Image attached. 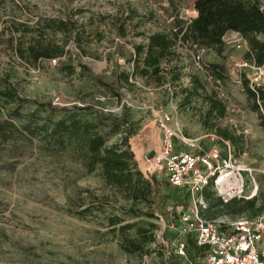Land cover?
I'll use <instances>...</instances> for the list:
<instances>
[{
	"label": "rangeland",
	"instance_id": "rangeland-1",
	"mask_svg": "<svg viewBox=\"0 0 264 264\" xmlns=\"http://www.w3.org/2000/svg\"><path fill=\"white\" fill-rule=\"evenodd\" d=\"M260 1L264 5V0ZM194 2L0 0V120L13 122L18 128L15 136L19 138L16 144L0 140V264H190V260L195 263L199 250L183 234L175 212L181 206L186 208L189 200L171 186L165 170L155 159L161 142L157 120L164 113H173L189 138L226 128L232 135L229 141L237 160L254 170L255 181L252 180L258 190L249 194L245 187L247 199L256 196L258 206L264 203L261 109H254L244 79L240 82L241 71L233 63L246 58L244 48L227 45L221 56L215 51L206 53L208 64L225 66L226 77L220 81L205 70L194 69L190 49L183 46L176 48L179 57L163 63L164 67L179 69L176 81L170 74L163 83L136 74L130 86H119L117 96L109 87L89 79L91 73L111 81L117 70L134 72L136 64L131 59L134 46L145 45L147 34L171 31L179 19L188 22L197 15ZM118 18L128 22L125 37L118 34L114 25ZM65 19L75 24L72 34L56 29V24ZM49 40L65 46V54L56 64L47 59L33 62L26 58L30 44ZM194 74L205 84L207 93L225 106L224 115L220 111L210 114L209 104L202 97L182 106V88ZM6 89L13 99L2 96ZM47 103L69 107L90 105L104 115L111 114L113 118L104 129L109 146L121 143L122 133L115 134L111 128L128 109L135 128L128 148L135 153L144 175L157 178L166 199L163 211L149 217L142 213L147 206L138 202L135 206L142 212L130 213L133 202L107 186L100 169L86 174L69 156L53 158L46 152L42 139L22 131L30 121L46 123L60 118V112H52ZM82 117L92 120L96 116L84 113ZM210 189L213 205L209 207L205 199L206 206L201 209L205 218L241 216L231 215L218 205L220 197ZM113 216L120 218L118 226L135 223L154 237L150 240L140 237L137 228L125 234L112 232L109 218ZM126 236L145 241V252L135 256L125 253L120 244ZM181 239L188 243V259L176 252Z\"/></svg>",
	"mask_w": 264,
	"mask_h": 264
},
{
	"label": "trees",
	"instance_id": "trees-1",
	"mask_svg": "<svg viewBox=\"0 0 264 264\" xmlns=\"http://www.w3.org/2000/svg\"><path fill=\"white\" fill-rule=\"evenodd\" d=\"M194 9L197 15L191 18V21L184 22L179 19L176 21V27L171 31L147 34L145 45L134 46L135 53L131 58L136 64L134 72L117 70L111 81L106 80L100 74L91 73L89 79L109 87L117 96L119 95V86H130L132 77L136 74L145 78H154L158 83H163L166 76L170 74L176 81L179 69L177 70L175 66L164 67L163 63L179 57L176 50L179 40L197 44L209 51H215L221 56L227 47L224 37L230 31L239 32L247 41L250 49L246 53L247 58L254 59L258 64L264 63V9H262L260 0H195ZM119 20L120 18L114 20V25L117 26L118 34L125 37L128 31V22ZM56 29L72 34L75 24L70 19L60 20L56 24ZM27 51L26 58L30 61L38 62L41 59L51 61L52 59L58 60L65 54V46L53 40L46 43L38 41V43L30 44ZM142 53L144 56L141 58ZM206 70L215 80H224L226 77L225 66L222 64L210 63ZM191 82L192 86L182 88L184 93L182 106L189 105L194 98L202 97L209 104L210 114L220 111L224 115L225 106L213 94L207 93L205 84L200 77L194 74L191 77ZM244 83L248 96L254 102V109L259 110L257 95L249 88L247 80H244ZM2 96L7 99L14 98L9 89L4 90ZM259 98L264 100V90L260 92ZM45 105H48L52 112H60V118L49 120L46 123L30 121L24 124L21 129L26 131L30 137L42 139L46 144V152L49 156L53 158L69 156L75 163L80 164L86 174L100 169L105 184L119 191L124 199L133 202L134 206H130L128 211L134 215L142 212L135 206V203L138 202H144L147 206L142 213L149 217H154L157 212L163 211L166 199L161 194L157 178L144 175L139 168L135 153L128 148L129 138L135 134L134 123L130 119L128 109H125V113L123 112L124 114L117 118L118 122L115 120L116 122L111 128L115 134L122 133L121 143L109 146L107 144L108 136L104 129L107 121L113 118L111 114L104 115L101 110H96L90 105H74L73 107L57 106L53 103ZM84 113L95 114L96 117L88 120L82 117ZM16 129L18 128L13 122L0 120L1 142L16 144L19 139L15 136ZM216 132L225 139H232V135L226 128H218ZM203 195L208 201L209 207H212L213 192L211 189L206 188ZM218 203L234 216L245 214L248 211L252 213V216L264 212V203L258 206L256 196L251 199L233 198L228 202L218 198ZM120 223L121 220L118 217L109 218V225L114 233L125 234L137 228L135 223L118 226ZM137 234L149 240L154 237L149 230L142 226L137 228ZM187 237L198 248V255H200L203 249L196 244L191 235ZM144 242L126 236L120 247L128 255H142L145 252Z\"/></svg>",
	"mask_w": 264,
	"mask_h": 264
},
{
	"label": "built area",
	"instance_id": "built-area-1",
	"mask_svg": "<svg viewBox=\"0 0 264 264\" xmlns=\"http://www.w3.org/2000/svg\"><path fill=\"white\" fill-rule=\"evenodd\" d=\"M224 41L226 45L244 48L246 53L250 50L239 32L230 31ZM177 46L190 49L193 68L208 73L205 60L209 52L207 48L182 40ZM50 62L56 64L57 59ZM233 63L241 71L240 82L247 80L249 88L257 95L264 123V100L259 98L264 90V63L258 64L247 57ZM210 77L213 78L212 75ZM187 86H192L191 77L187 79ZM157 126L161 142L156 162L165 170L171 186L188 198L187 209L181 206L176 211L178 220L183 234L191 235L203 249L199 261L193 263L190 260V264H264V212L257 216L241 215L235 219L228 216L207 219L201 213L206 206L203 195L206 188H212L224 202L233 198L247 199L244 173H250L255 181L254 170L237 160L230 141L217 132L189 138L180 129L173 113L160 115ZM186 247V240H182L176 246V252L188 259Z\"/></svg>",
	"mask_w": 264,
	"mask_h": 264
},
{
	"label": "bare ground",
	"instance_id": "bare-ground-1",
	"mask_svg": "<svg viewBox=\"0 0 264 264\" xmlns=\"http://www.w3.org/2000/svg\"><path fill=\"white\" fill-rule=\"evenodd\" d=\"M247 174V177L248 178H251V181L249 182L248 184V188H247V185H246V182H245V185H246V190L249 194H254L256 192V189L258 188L257 184L255 182H253V178H252V175L248 172H245L244 173V176ZM245 181V179H244Z\"/></svg>",
	"mask_w": 264,
	"mask_h": 264
},
{
	"label": "crops",
	"instance_id": "crops-1",
	"mask_svg": "<svg viewBox=\"0 0 264 264\" xmlns=\"http://www.w3.org/2000/svg\"><path fill=\"white\" fill-rule=\"evenodd\" d=\"M159 137L161 138V132H159ZM227 140H230V139H227ZM244 179H245L246 185L249 184V182L251 181V178H248L247 174L244 176Z\"/></svg>",
	"mask_w": 264,
	"mask_h": 264
}]
</instances>
